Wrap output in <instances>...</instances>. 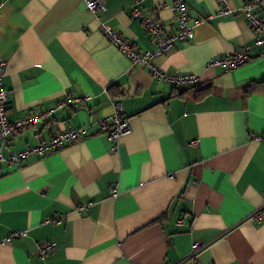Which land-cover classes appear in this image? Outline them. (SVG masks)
Returning <instances> with one entry per match:
<instances>
[{
	"label": "crops",
	"instance_id": "crops-1",
	"mask_svg": "<svg viewBox=\"0 0 264 264\" xmlns=\"http://www.w3.org/2000/svg\"><path fill=\"white\" fill-rule=\"evenodd\" d=\"M102 1L105 10L90 11L84 0H0L8 118L48 110L69 93L90 95L0 139V264L175 263L195 242L201 264H264V140L252 139L264 130V54L240 10L246 0H230L234 12L208 21L217 0H182L189 23H201L153 63L197 74L188 87L132 66L109 43L102 23L139 51L153 47L130 18L133 0ZM174 1L141 8L175 30ZM257 12L264 15V3ZM242 45H251L250 58L237 68H205ZM113 100L130 126L117 151L91 133L43 157L8 161L51 132L110 114ZM13 231L26 235L6 243ZM40 241L54 244L44 257L35 253Z\"/></svg>",
	"mask_w": 264,
	"mask_h": 264
},
{
	"label": "built area",
	"instance_id": "built-area-1",
	"mask_svg": "<svg viewBox=\"0 0 264 264\" xmlns=\"http://www.w3.org/2000/svg\"><path fill=\"white\" fill-rule=\"evenodd\" d=\"M143 1L144 0H133L130 7V18L138 20L143 25L145 31L148 33L153 42V47L148 50L139 51L135 49L132 44L121 35L120 32L113 29L108 24L102 23L101 29L108 42L116 46L120 52L124 53L130 60L132 66L148 68L151 75L155 78L162 79L165 82L182 87L192 86L200 82L199 76L193 73L167 74L155 66L153 59L174 48L176 41L192 40L195 36V29L197 25L201 23V20H195L193 23H189L188 5L182 0H175L169 7L174 14L176 26L175 30H171L166 28L163 21L160 19L151 17L144 13L141 8V3ZM217 2L219 4V8L213 13H208L204 17V21H208L215 17H226L235 11V8L230 5V0H217ZM262 3H264V0H246L240 10L253 31V44L263 47L262 53L264 54V15H260L257 12ZM84 4L90 11L106 9L105 3L102 0H84ZM250 51L251 45H242L231 55L212 57L205 63V68H215L220 66L225 70L235 69L239 65L248 61L250 58ZM5 65V60L0 59V139L2 143H4L10 134L15 130L28 125H33L46 119L57 109L63 106L78 104L90 98V95L88 94L74 95L69 93L64 95V97L60 99L54 107L48 110L11 121L7 115L9 91L2 83ZM111 104L112 111L110 114L94 118L87 125L70 127L57 133L51 132L47 139L42 140L37 145L27 146L21 151L10 152L8 161L17 165L26 160L30 155L43 157L51 152L64 148L72 142L79 141L91 133L105 134L111 142L112 149L117 151L120 137L129 131L130 126L129 121L124 114L122 103L118 100H113ZM252 139L264 140V130L259 135L253 136ZM190 144L194 146L197 144V141H191ZM0 160H3L1 152ZM110 194L111 197H116L118 195V189L116 186L111 187ZM259 218L260 216L258 214H254L252 216V219L254 220H258ZM25 235L26 231H13L10 233L9 237L5 239V242L7 243L13 237ZM53 246L54 244L50 241L37 242L35 253L39 257H44ZM202 247L203 245L201 243L195 242L192 244V249L188 255L175 263L166 264H201L197 254Z\"/></svg>",
	"mask_w": 264,
	"mask_h": 264
},
{
	"label": "trees",
	"instance_id": "trees-1",
	"mask_svg": "<svg viewBox=\"0 0 264 264\" xmlns=\"http://www.w3.org/2000/svg\"><path fill=\"white\" fill-rule=\"evenodd\" d=\"M200 92H203V91H205V90H203V88H202V90L201 89H198Z\"/></svg>",
	"mask_w": 264,
	"mask_h": 264
}]
</instances>
